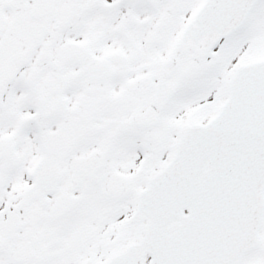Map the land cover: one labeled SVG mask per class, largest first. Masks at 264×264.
Here are the masks:
<instances>
[{"label":"snow or ice","instance_id":"1","mask_svg":"<svg viewBox=\"0 0 264 264\" xmlns=\"http://www.w3.org/2000/svg\"><path fill=\"white\" fill-rule=\"evenodd\" d=\"M0 264H264V0H0Z\"/></svg>","mask_w":264,"mask_h":264}]
</instances>
